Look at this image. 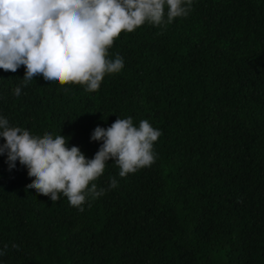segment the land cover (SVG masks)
<instances>
[{
    "label": "trees",
    "instance_id": "trees-1",
    "mask_svg": "<svg viewBox=\"0 0 264 264\" xmlns=\"http://www.w3.org/2000/svg\"><path fill=\"white\" fill-rule=\"evenodd\" d=\"M0 264H264V0H0Z\"/></svg>",
    "mask_w": 264,
    "mask_h": 264
}]
</instances>
